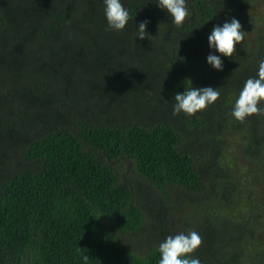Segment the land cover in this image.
<instances>
[{"label":"trees","instance_id":"16d2710c","mask_svg":"<svg viewBox=\"0 0 264 264\" xmlns=\"http://www.w3.org/2000/svg\"><path fill=\"white\" fill-rule=\"evenodd\" d=\"M260 2L186 0L178 27L156 0H121L116 31L104 0H0V264H159L189 231L201 264H264V116L231 115L264 60ZM232 18L229 58L208 36ZM186 87L220 98L173 115Z\"/></svg>","mask_w":264,"mask_h":264},{"label":"clouds","instance_id":"9594fccd","mask_svg":"<svg viewBox=\"0 0 264 264\" xmlns=\"http://www.w3.org/2000/svg\"><path fill=\"white\" fill-rule=\"evenodd\" d=\"M106 5L105 15L108 22V30H123L129 21V12L125 9L121 0H104ZM157 6L167 11L176 26H181L189 16L186 0H156ZM150 21H143L138 25V37L148 39L146 32ZM245 31L238 19L232 18L222 26L216 25L208 36L209 46L221 55L231 58L236 52V46L243 42ZM209 65L216 70L223 71V61L220 56L209 54ZM220 98V92L212 87H186L182 94L174 97L173 115L183 112L186 115H195L204 110L209 104L215 103ZM264 60L259 62L258 78H249L238 99L235 101L231 115L240 122L252 115L264 116ZM202 244V238L196 231L187 234L181 232L170 235L159 245L161 258L159 264H201L199 258H190ZM89 257L84 256L85 264Z\"/></svg>","mask_w":264,"mask_h":264},{"label":"rangeland","instance_id":"374dc122","mask_svg":"<svg viewBox=\"0 0 264 264\" xmlns=\"http://www.w3.org/2000/svg\"><path fill=\"white\" fill-rule=\"evenodd\" d=\"M261 2L255 7V10H254V12L256 13V14H261L262 13V11L264 10V0H260ZM4 135L5 134H2V133H0V147H4L5 146V142H4V139H5V137H4ZM15 137V136H14ZM13 138V137H12ZM14 140H15V143L17 144H20V145H23V147H24V144H26V139L24 140V139H18V138H13ZM1 149V148H0ZM21 153H19L18 155H17V159H19V160H21ZM227 157L228 158H230L231 157V155L230 154H228L227 153ZM1 165V164H0ZM18 165V164H17ZM12 165H9V166H5V168L6 169H8V168H10ZM2 169V165L0 166V170ZM172 219V218H171ZM153 231V230H152ZM142 236L141 235H139L138 237H136V239L133 241L134 242V244H136V245H139V243L140 242H143L142 240ZM148 240V238H147V236H145V238H144V243H146V242H148L147 241ZM143 243V244H144ZM145 245V244H144Z\"/></svg>","mask_w":264,"mask_h":264}]
</instances>
